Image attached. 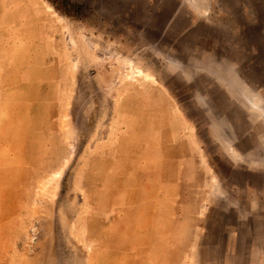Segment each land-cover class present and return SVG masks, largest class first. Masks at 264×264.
<instances>
[{"label":"rangeland","instance_id":"obj_1","mask_svg":"<svg viewBox=\"0 0 264 264\" xmlns=\"http://www.w3.org/2000/svg\"><path fill=\"white\" fill-rule=\"evenodd\" d=\"M30 2L0 0V264H264V0Z\"/></svg>","mask_w":264,"mask_h":264},{"label":"bare ground","instance_id":"obj_2","mask_svg":"<svg viewBox=\"0 0 264 264\" xmlns=\"http://www.w3.org/2000/svg\"><path fill=\"white\" fill-rule=\"evenodd\" d=\"M21 1H22V0H21ZM23 1L26 2L27 4H29V3L31 4L30 0H23ZM34 14H35V15H36V14H37V15H38V14L41 15L39 12L36 13V10H35ZM39 17H40V16H39ZM31 18H32V17H31ZM47 19L50 20V21H53V22H54L53 18L48 17ZM47 19H46V20H47ZM40 20H41V19H40ZM44 20H45V19H44ZM44 20H43V21H44ZM46 20H45V21H46ZM55 20H56V19H55ZM37 22H38V21H37ZM27 23H28V22H27ZM39 23H41V21H40ZM21 25H22V27H25V28L27 27L26 24H24V23L21 24ZM38 25H39V24H38ZM27 28H28V27H27ZM34 28H35V26H34ZM23 29H24V28H23ZM32 30H33V29H32ZM55 36H56V35H55ZM36 37H37V39L42 40V36H38V35H37ZM44 37H45V36H44ZM216 84H217V83H216ZM217 86H219V85L217 84Z\"/></svg>","mask_w":264,"mask_h":264}]
</instances>
